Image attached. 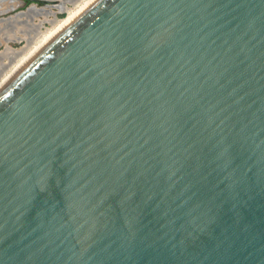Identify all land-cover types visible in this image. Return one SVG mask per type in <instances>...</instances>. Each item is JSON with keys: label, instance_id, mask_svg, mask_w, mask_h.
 Returning <instances> with one entry per match:
<instances>
[{"label": "water", "instance_id": "1", "mask_svg": "<svg viewBox=\"0 0 264 264\" xmlns=\"http://www.w3.org/2000/svg\"><path fill=\"white\" fill-rule=\"evenodd\" d=\"M0 264H264V0H91L0 84Z\"/></svg>", "mask_w": 264, "mask_h": 264}, {"label": "bare ground", "instance_id": "2", "mask_svg": "<svg viewBox=\"0 0 264 264\" xmlns=\"http://www.w3.org/2000/svg\"><path fill=\"white\" fill-rule=\"evenodd\" d=\"M90 1L91 0H67L69 5L59 2L60 5H58L56 8L58 10L66 11V16L64 18H57L55 16V11H53L50 7H43L41 9H34L30 7L27 8L26 11L21 12L15 18L4 19L3 21L5 24H8L9 26L11 25L10 23L14 24V22L22 23V28L20 29L22 32V37L18 36L17 38H23L26 43L18 49L6 44L4 49L0 51V84H2L10 75H12L24 62H26L53 33H55L64 23L72 18ZM39 14L43 15V19H40L38 22L34 23L32 16H37ZM21 17L24 18L20 19ZM43 20H47L50 24L48 27L45 26L44 30L40 29V25L42 24ZM4 28L6 29L7 26ZM27 31L29 34H25ZM9 33L10 34L7 35L6 38H13L14 34L12 31ZM3 58H7L8 62H3Z\"/></svg>", "mask_w": 264, "mask_h": 264}, {"label": "rangeland", "instance_id": "3", "mask_svg": "<svg viewBox=\"0 0 264 264\" xmlns=\"http://www.w3.org/2000/svg\"><path fill=\"white\" fill-rule=\"evenodd\" d=\"M59 2H62V4L69 5V2H67V0H53V2L48 4V5L50 8H52L53 11H55V16L57 18H64L66 16V11L58 10L56 8L58 5H60ZM13 6H14L13 2H10L9 0L8 1L0 0V51H2L4 49V46L6 44H9V46L18 49L26 43V41L23 38L22 39L17 38L18 36L22 37V32L20 31V29L22 28V23H15L14 22V24L10 23L11 25L9 26L8 24H5V22L3 21L4 19L15 16L17 13H19L21 11H25V9L23 7L19 8V9H11V8H13ZM44 6H46V5H44ZM32 17H33L34 23L38 22L40 19H43V15H41V14H39L37 16H32ZM23 18L24 17H21L20 19H23ZM12 25H14V26H12ZM6 26H7V28L5 29L4 27H6ZM45 26H47V27L50 26V24L47 20H43L42 24L40 25V29L44 30ZM11 31L14 34L13 38H9V39L6 38V36L9 35L10 34L9 32H11ZM25 34H29V32L27 31V33H25ZM2 61L6 62V63L8 62L7 58H3Z\"/></svg>", "mask_w": 264, "mask_h": 264}, {"label": "flooded vegetation", "instance_id": "4", "mask_svg": "<svg viewBox=\"0 0 264 264\" xmlns=\"http://www.w3.org/2000/svg\"><path fill=\"white\" fill-rule=\"evenodd\" d=\"M8 1V0H6ZM10 2H13L14 6L11 9H19L21 7H23L25 9V11L27 10V8L32 7L34 9H41L44 7H49L48 4L52 3L53 0H9ZM24 12V11H21ZM21 12L17 13L15 16L13 17H9V18H15L16 16H18Z\"/></svg>", "mask_w": 264, "mask_h": 264}]
</instances>
